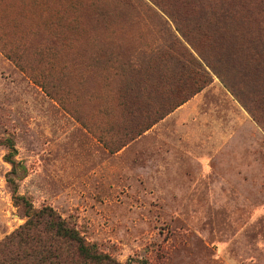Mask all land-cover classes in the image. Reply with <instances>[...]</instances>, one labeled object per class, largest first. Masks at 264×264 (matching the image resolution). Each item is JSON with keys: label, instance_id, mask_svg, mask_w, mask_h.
<instances>
[{"label": "rangeland", "instance_id": "1", "mask_svg": "<svg viewBox=\"0 0 264 264\" xmlns=\"http://www.w3.org/2000/svg\"><path fill=\"white\" fill-rule=\"evenodd\" d=\"M7 177L121 263L264 264V0H0V241Z\"/></svg>", "mask_w": 264, "mask_h": 264}, {"label": "trees", "instance_id": "2", "mask_svg": "<svg viewBox=\"0 0 264 264\" xmlns=\"http://www.w3.org/2000/svg\"><path fill=\"white\" fill-rule=\"evenodd\" d=\"M164 50H166L164 54H170L171 49L167 47ZM178 60L182 65H196L204 78L210 77L209 73L212 71L224 81L220 71L199 53L197 57L189 53V59L180 57ZM122 67L129 76L122 90L123 105L129 107V96L131 93L137 96L145 79H140L141 68L137 67L133 60L123 62ZM135 75L137 79L134 78ZM193 93L155 112L156 114L136 134L139 135L163 118ZM9 148L5 158L12 166L11 172H14L17 163L13 158L15 149L12 143ZM7 182L12 187L14 203L20 205L24 211L25 221L0 241V264H135L130 261L121 263L110 254L101 251L96 244L87 242L68 220L62 218L51 207L43 206L36 209L26 197L18 195L12 177H7Z\"/></svg>", "mask_w": 264, "mask_h": 264}]
</instances>
